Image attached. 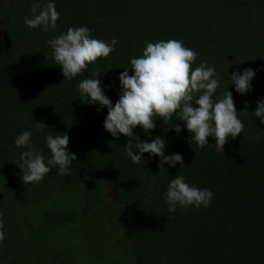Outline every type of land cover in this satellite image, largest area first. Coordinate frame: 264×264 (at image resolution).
<instances>
[{"label":"trees","instance_id":"trees-1","mask_svg":"<svg viewBox=\"0 0 264 264\" xmlns=\"http://www.w3.org/2000/svg\"><path fill=\"white\" fill-rule=\"evenodd\" d=\"M34 2L0 0V264H264V123L252 115L264 100V0H51L60 20L47 32L24 24ZM80 26L118 43L108 58L65 79L47 41ZM170 39L196 52L193 69H216L213 100L232 93L244 132L223 153L214 137L203 148L189 143L179 112L167 124L154 117L151 133L137 127L134 135L162 138L166 155L184 159L160 169L161 158L148 153L131 161L129 138L105 130L108 109L90 97L82 103L78 84L98 78L114 106L131 59L147 43ZM247 68L256 75L241 95L231 74ZM37 122L47 127L37 131ZM25 130L46 164V137L67 133L77 157L70 174L51 166L41 182L25 185L15 164L25 150L15 138ZM177 175L212 191L210 205L170 213L165 193Z\"/></svg>","mask_w":264,"mask_h":264},{"label":"clouds","instance_id":"clouds-1","mask_svg":"<svg viewBox=\"0 0 264 264\" xmlns=\"http://www.w3.org/2000/svg\"><path fill=\"white\" fill-rule=\"evenodd\" d=\"M30 11L31 18L24 20L28 28L43 27L46 32L56 30L60 15L51 0L43 7L40 0H35ZM47 43L65 79H73L89 65L101 58H108L115 51L118 41L114 38L109 44L92 38L89 28L80 26L69 27L66 33ZM196 58V52L175 39L147 43L142 56L132 58L130 67L120 74L122 93L114 106L105 95L98 78L84 79L78 84L82 103L88 104L90 97L91 104L98 103L108 109L105 130L117 139L121 134L129 138L126 155L134 164H139L144 154L148 153L161 158L158 165L160 169L166 164L171 167L184 165L182 155H166L164 139L157 137L150 143L140 142L139 137L134 135L133 130L137 127H141L145 133H151L156 128L154 117H159L167 124L179 112L180 121L185 122L190 134L189 143L194 140L203 148L209 143V137H214L217 150L223 153L229 138L235 139L244 132V124L237 116L239 111L235 107L232 93L227 89L221 98L214 101L213 96L221 86L216 78V69L203 63L193 69L192 64ZM127 69H131L134 75H130ZM255 75V70L251 68L245 69L242 74L239 69L231 74L236 92L241 95L249 93ZM248 107L245 105L246 109ZM252 115L264 123V100L257 102V109ZM45 127L42 122L35 125L37 131ZM173 130L178 134L182 131L179 124ZM31 136L32 133L25 130L15 138V145L25 149L15 163L22 170V182L25 185L41 182L51 171V166H57L60 175H69L71 164L77 157L68 150V134L46 137V146L51 153L47 164L42 150L33 146ZM134 136L135 143L132 141ZM213 197L214 193L209 189H200L186 183L183 175L173 178L165 193L170 213H174L178 206L195 207L197 210L202 206L208 207ZM2 228L3 224L0 223ZM4 238L3 231H0V242Z\"/></svg>","mask_w":264,"mask_h":264}]
</instances>
